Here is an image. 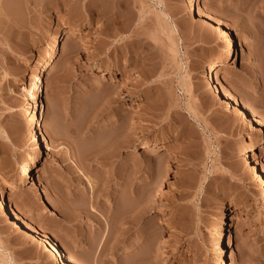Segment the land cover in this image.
Listing matches in <instances>:
<instances>
[{
	"label": "rangeland",
	"instance_id": "rangeland-1",
	"mask_svg": "<svg viewBox=\"0 0 264 264\" xmlns=\"http://www.w3.org/2000/svg\"><path fill=\"white\" fill-rule=\"evenodd\" d=\"M185 1L0 0V179L11 182L40 152L28 138L36 111L28 83L38 73L51 147L32 182L0 186L7 205L77 264H222L231 212L232 264H264L261 184L237 152L240 140L260 135L204 83L208 64L230 48L216 18L242 46L218 68V85L264 121V0H202V16ZM66 29L75 35L45 62ZM109 66L114 72L96 70ZM149 141L159 143L153 155ZM253 156L264 170V144ZM136 162L143 172L152 163L159 177L157 204L140 219L126 194L150 188L126 175ZM0 249V264H60L6 214Z\"/></svg>",
	"mask_w": 264,
	"mask_h": 264
},
{
	"label": "bare ground",
	"instance_id": "bare-ground-1",
	"mask_svg": "<svg viewBox=\"0 0 264 264\" xmlns=\"http://www.w3.org/2000/svg\"><path fill=\"white\" fill-rule=\"evenodd\" d=\"M184 7L186 9H189V10L190 9L194 10L199 16L203 15L202 0H186L184 2ZM215 19L216 18H213L212 20H210L211 24H213L215 26V27L214 26L213 27L215 29H217V31L220 32L222 41L224 43H227L228 45H230V48H229V50L224 51L218 58L213 59L208 64V66L205 70L206 74L204 75V83H205L206 87L208 88V90L214 91L215 93H217V95H219L221 97L224 104L228 107V110H230V111L237 110V112L235 111L236 114H238L241 117H244L249 123H251L252 126H254V128L256 129V132L260 135V136H248V137L240 140V142L237 146V152H238V156L241 157V162L246 165V168H248L252 171L254 178L258 181V183L261 184L260 187L262 189V195L264 198V170L260 165H258L255 162V158L253 156V149L255 147L261 145V144H264V121H262L258 116H256L253 112H251V110H249L245 105H243V103H241V101L236 96H234L232 94V92H230L228 86L225 83L222 84L223 86L218 85V82H217L218 68L220 66L227 65L231 61L232 57L237 52V50L242 49V46L233 40V38L231 37V34L228 32V30L226 28L222 27L223 26L222 24H221L222 26L219 24L220 20L216 21ZM74 35H75V30L66 29L59 36H55L52 39L50 45L48 46V48L46 50V54H45L46 56H44L43 60L45 62L51 61L53 56L55 55V53L59 49L61 41H67V40L71 39ZM44 65H45V63H44ZM39 69H47V67H45V66L40 67V64H37L36 70H39ZM96 70L98 72H105V73L114 72V68H112L111 66L106 67V68L105 67H97ZM147 77H148V75H147ZM41 78H42V76H41ZM41 78H40V73H38V75H36L28 83L30 85V92L28 93L30 96L29 98H32L33 103H34L35 108H36L34 118L32 119L33 125L28 132V138L31 141L33 148L40 151V152L37 153V155L30 157V159L27 162L20 165L19 170H18V176L15 179H13L11 182L9 180H7L6 178L0 179V185L10 186L11 189L15 190V191L17 189H19L20 186L32 182V175L35 174V170L37 169V165L39 162V160H38L39 156L41 154H43L46 151V149H49V150L51 149V147L48 144L49 143V137L42 130V126H41V123L45 119L46 114H47V105H46L45 101L43 100V96H42L43 95V88H42L43 82H42ZM193 135H194V133H193ZM187 137H188V135H187ZM146 143L149 145L146 148L147 150L145 149L146 153L149 155L155 154L157 152V149L155 148V146L159 145V143L151 142V141L146 142ZM161 144H163L162 150L170 147L167 143H160V145ZM206 145L207 146H206L204 151H205L207 156H210L212 154L211 144L208 143ZM69 152L70 151H68L67 153H69ZM149 160L152 161L153 159L152 160L149 159ZM165 160L163 159L161 161H158V164H159L158 168L162 174L164 173V171L162 172V170H161L163 163H165V162L168 163V161H165ZM141 164L139 162L134 163L132 170L127 171V173H126V175L129 176L131 174L130 172H132L134 176L138 177V182H149L148 184L150 185V186L147 185L150 188L148 190L146 189V191H144V192L139 191L136 194L131 192V190L126 192L127 198H129L130 201L135 200V202H137L136 207H135V205L133 207H135L136 209L142 208L141 210H138L139 212H137V210H136V212H137V215H135L136 219H140V216L142 214L144 215V212L148 209V207L150 208L152 203L155 202L156 193L159 190L157 188V186H158L157 184L159 183L158 182L159 177L157 178L158 180L157 179L153 180L154 166L152 165V163L149 162V164H147V166L144 168V172H143V166ZM161 173H158V174L162 175ZM163 179H164V177H163ZM190 183L192 185L193 181H190ZM104 187H105V185H104ZM178 187H180V186H178ZM34 189L42 195L43 192L39 188L38 184L34 183ZM106 189H107V187H106ZM123 189H124V185H123L122 179H120L118 182V185L116 187L115 193L117 195H120L122 193ZM178 193H180V192H178ZM6 197H7V190H5L3 187L0 186V217L3 216V214H6L8 216V218L14 223V226L16 228L26 231L28 233V235H30L32 238H35V239L39 240L42 244H44L45 248L50 253L52 258L59 261L60 264H77L74 260H72L68 255H66L64 253V251L54 241L53 238H51L50 236H48L46 234L43 235L42 233L38 232L31 224L26 223L25 220L23 219V217L21 216V214L17 211V208L15 206L7 205ZM180 198H182V197H180ZM129 200L127 202H129ZM127 202H126V204L128 205ZM135 202L133 201V203H135ZM130 204L131 203H129V205H128L129 207H130ZM163 207H165V206H163ZM33 215L34 214L32 211L28 212V216H33ZM136 219H134V222H136L135 221ZM235 222H236V217L231 212V216L229 217V220L225 222V224L223 225L222 231H221V236L225 242L222 245V252L219 255V261L222 264H232V258H233V252H234L235 245H234V241H233V238L230 235V233H231V228L233 227ZM177 233H178V235L180 234L179 232H177ZM173 237L176 239L178 238V236L176 237L175 235ZM142 238L148 239L149 235H145L143 233ZM0 253H1V249H0ZM2 262H3V264H6V259H4L3 257H2Z\"/></svg>",
	"mask_w": 264,
	"mask_h": 264
}]
</instances>
